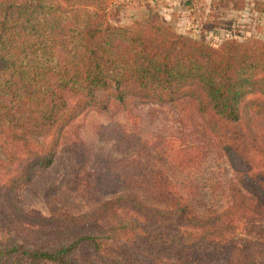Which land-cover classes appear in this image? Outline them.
<instances>
[{
	"label": "trees",
	"instance_id": "1",
	"mask_svg": "<svg viewBox=\"0 0 264 264\" xmlns=\"http://www.w3.org/2000/svg\"><path fill=\"white\" fill-rule=\"evenodd\" d=\"M131 99L196 107L235 172L231 205L202 218L161 173L153 184L172 210L121 196L60 219L73 239L59 246L0 240V264H80L86 250L130 264H264V41L212 45L154 16L115 24L108 0H0V199L53 166L81 115Z\"/></svg>",
	"mask_w": 264,
	"mask_h": 264
},
{
	"label": "rangeland",
	"instance_id": "2",
	"mask_svg": "<svg viewBox=\"0 0 264 264\" xmlns=\"http://www.w3.org/2000/svg\"><path fill=\"white\" fill-rule=\"evenodd\" d=\"M108 4L115 24L154 16L178 33L212 45L227 39L264 41V0H108ZM161 173L202 218L217 216L231 205L235 172L194 105L160 106L131 99L124 106L89 110L65 131L53 166L38 170L30 183L20 185L9 203L0 199V240L38 249L59 246L73 239L61 228L60 219L98 213L106 202L121 196L172 210L168 192L153 184ZM99 219L96 228H105L108 215ZM121 220L131 221L125 216ZM76 258L80 264H130L104 251L99 255L81 251Z\"/></svg>",
	"mask_w": 264,
	"mask_h": 264
}]
</instances>
